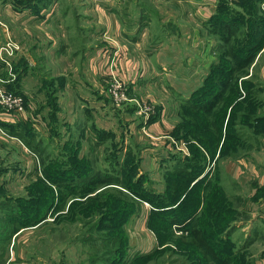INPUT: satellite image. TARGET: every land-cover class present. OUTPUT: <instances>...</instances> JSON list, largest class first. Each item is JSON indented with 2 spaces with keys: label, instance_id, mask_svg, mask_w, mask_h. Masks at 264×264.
I'll use <instances>...</instances> for the list:
<instances>
[{
  "label": "rangeland",
  "instance_id": "374dc122",
  "mask_svg": "<svg viewBox=\"0 0 264 264\" xmlns=\"http://www.w3.org/2000/svg\"><path fill=\"white\" fill-rule=\"evenodd\" d=\"M83 1L86 4L91 2V0ZM92 1L96 2V0ZM98 1L100 8L107 12L106 4L107 1L111 0ZM66 3H70V1L0 0V87L5 91L21 96L23 102V110L19 112L7 110L0 105V114H3L0 115V170L2 169L0 173V192L13 198L23 197L29 194L34 183L37 184V188L42 190V187H39V178H43V170L46 167H51L52 161L57 157L63 158L64 163L69 165L86 163L85 165L92 168L99 177L101 174L97 173V170L102 171L106 167L109 168V153L114 148V144L115 146L117 144L122 146L124 143L127 145L133 140V154L137 153L139 159H142L138 163V175L144 174L148 169L153 178L149 179V175L148 178H143V185L149 188V194L154 192V197L151 196L152 200H154L155 195L162 197L161 193L165 192V188H163L165 185H162V182H165V179H162L163 176L161 174L157 175L156 172L161 157L159 152L162 148L164 150L165 148L170 149L168 141L174 147L176 145L173 140L184 143L187 148L189 145L183 139L172 140V135L159 132L160 129L155 131L152 129L154 132H151L146 125L137 129L135 127L138 122L137 117L149 118L156 111V105L154 104L160 101L164 105L163 109L166 115V117L164 116L166 120L164 129L168 127L167 123L170 125L174 123V119L176 120L177 117H172L173 113L181 105L175 98L176 92L173 91V87L165 86L167 84L164 81L158 83L155 82L156 79L154 78H162L159 73H163L165 80L170 78L167 81L168 83L172 82L174 87L184 91L187 95L198 82L194 79L187 81L186 79L173 78L171 75L172 65L187 68L190 67L191 63L198 62L203 67L199 71V75H202L207 70L208 61L204 59L200 61L199 53H195V48L197 49L196 46H198L197 41L191 42L188 50L184 37L179 36L180 40L176 43L175 54L172 55V63H169L166 59L162 60V68L154 70L157 65L156 60L152 61L151 64L150 59L146 57L149 67L145 64L143 66L145 69L143 88L151 85L153 92H146L142 88L143 91L140 97H130L127 93V84L120 79L121 75H118L115 69L117 63L111 66L112 62L109 58L100 57L101 71L106 74L104 75V81L109 80L105 90L110 98L108 100L111 106H106L105 112L102 110L96 112L95 117L91 112L94 108L90 106V103L97 104L94 103V98L97 97L95 92H90L92 98L85 100L86 97L76 96V93L70 90L69 86L63 90H60L59 87L64 81L62 77L58 76L61 71H77L76 68L87 71V68L82 64L84 62L82 59H85V55H82V53L89 40L87 37H83V39L75 38V36H80L79 30L73 28L76 12L73 10L68 12L67 20H63V26H55L53 23H51V26H47L45 23L43 25L39 24L46 18L48 11H45V8H48L49 4L53 5V11L56 9V13L52 18L62 21L61 18H57V12L59 8L62 10ZM216 8L213 14L216 12ZM76 19L78 18L76 17ZM82 21L84 23L85 18H82ZM83 23L82 31L84 32L88 27ZM37 25L42 28L36 27ZM69 26L72 27L70 30ZM183 29L185 30V27ZM46 31L52 38L57 40L56 46L68 41L69 49L63 56L49 58L45 54L42 56L41 51L36 50L38 47L37 41L44 44L47 40H52L47 38ZM102 35L104 36L105 32H102ZM117 39L120 41L119 37ZM101 40L100 34V42ZM119 44L122 46V42ZM32 45L35 46V53H33L34 48ZM109 49L111 50V47ZM74 52H76V55H74ZM103 54L105 55V52ZM185 57L187 59L185 63H182V59ZM260 73L264 79V66ZM236 77L238 76L233 73L230 75L231 79ZM261 77L252 78V80H260L254 82L257 86L263 84L264 80ZM114 80L121 83L127 98L119 105H115L111 97V90L115 85ZM70 82H72L71 78ZM155 84L157 86H154ZM161 84H163V87L160 88ZM243 88L245 89L244 86ZM258 94L260 95L261 91ZM107 96L105 97L107 98ZM126 105L131 106L129 108L132 112L130 111L129 115L124 114V111H122L127 107ZM144 106H149L150 110L153 111H147L144 114ZM43 108H45L44 111ZM89 112L95 120L97 119V124L77 126L76 123L85 121L80 119H86ZM62 117L69 121L76 120L75 124L70 126L66 123L64 131ZM22 124H28L33 133L28 129H23ZM60 128L64 131L61 137L59 134ZM96 129L108 132L111 137L104 140L96 132ZM11 130L14 133H11ZM129 131L132 133L130 134ZM248 131L250 132V129ZM156 132L161 134L157 135ZM248 134L250 138V133ZM75 138L79 140H74ZM249 138L243 141L244 146L240 151L241 156H245V153L250 150ZM27 140L30 141V146L26 144L25 141ZM37 142L38 145L35 147L34 144ZM137 145H139V151ZM36 148H38V151L35 150ZM147 152H151V155H147ZM125 157L129 160L132 159L128 157V154H125ZM209 157L211 158V156ZM152 160L155 167L151 169L149 166ZM122 161L121 157L115 168L122 167L124 163ZM212 161H215L211 174L213 182L215 176L220 174L221 164L232 160L224 157V155L222 156V154L220 156L214 154ZM32 163L37 166V169L32 167ZM115 174L118 178H122L123 181L127 182L138 179L135 175L134 177H127L126 171L123 170ZM112 186L102 183L96 186L97 190L95 189L94 192L87 194L86 191H79L77 196H68L64 207L56 210L52 209L51 220L48 221L47 226L25 237L26 241L23 243L22 248L30 246V253L44 258L47 264H121L122 262L124 264H215L211 255L205 254V250L196 245L192 234L194 227L191 230L187 228L184 231L177 230V228L174 230L173 227L176 225H173L171 229L164 228L166 224L157 219L158 216L149 203L132 202L131 196L126 193L125 188L116 186L120 188L117 189ZM98 193L101 195L99 207L98 197L97 199L95 197ZM211 194V190L210 193L205 195H202L200 190L191 193L194 199L198 198L201 206L200 214L196 217L194 226L200 228L202 233L210 238L209 240L218 238L220 240L222 238V240L231 241L233 244L243 241L248 242L249 236L245 237L244 232L237 233L239 228L233 229L236 220L247 217L248 213L246 214L241 208L244 198L238 195L230 196L232 199L228 198L226 200V197L222 199L219 195L212 197ZM92 197L94 199L90 200L89 198ZM75 199L81 200L82 203L72 204L71 202ZM225 200L228 201L227 204L231 207L230 209L224 206ZM84 203L90 204L87 211H81ZM70 204L74 205L73 209L75 211H70ZM29 207L33 209L31 206ZM110 211L115 214L114 219L110 221L108 217L104 218L99 225L92 227L96 224L94 221L101 214ZM166 215H169V211H165L162 216L165 217ZM107 223L114 224V227L110 229L105 225ZM29 236L31 237L28 239ZM129 236H131L130 245ZM236 236L239 237L238 241H234ZM233 248L235 250L236 247ZM254 248L264 253V233L255 240ZM146 250L147 252H145ZM252 250L256 255V251ZM252 250L236 253L232 257L235 260L234 264H237V262L241 264L243 260L244 262L250 260L254 264V258L250 255ZM1 256L0 253V259Z\"/></svg>",
  "mask_w": 264,
  "mask_h": 264
},
{
  "label": "crops",
  "instance_id": "0c3cea01",
  "mask_svg": "<svg viewBox=\"0 0 264 264\" xmlns=\"http://www.w3.org/2000/svg\"><path fill=\"white\" fill-rule=\"evenodd\" d=\"M69 1L70 3H66L63 8L61 7L62 10H60V8L58 9L57 18H61L62 21L52 18V16L56 13V9L53 11V5L49 4L48 8H45V11H48L46 18L43 19L39 24L43 25L45 23V25L47 24V26H51V23H53L55 26H63V20H67L68 12H71L72 10L76 12L74 17L75 20L73 21V28L79 30L80 36H75V38L83 39V37H87L89 40V43L85 46L86 49L84 47V52L82 53V55H85V59H82L84 60L82 64H84V67L87 68V71H81L78 70V68H76L77 71H61L58 76L62 77L64 81L61 85H59V87L60 90H63L65 88L67 89L69 86L70 90H73L76 93V96L78 95L80 97H86L84 98L85 100L87 98H92L90 92H95L97 97L94 98V103L97 104L90 103V106L94 108L91 112L95 117L96 112L100 110L105 112L106 106H111L109 101L110 98L107 96V92L105 90L106 84L109 80L104 81V75L106 74L102 73L101 71L102 64L100 65L99 59L100 57L109 58L111 50L114 51L116 49V45L119 52L116 56L117 65L115 69L118 72L117 74L121 75L120 79L127 84L128 95L130 97H140V95H142L143 89L146 92H153L151 85L144 86L143 88V84L145 83V69L143 66L145 64V66L149 67L146 62V57L150 59L151 64L152 61L156 60L157 65L154 67V70H158L159 68H162V60L166 59L169 63H172V55L175 54V49L177 46L176 43H178L180 40L179 36L184 37V41L187 44L188 50L191 42L197 41L198 46H196L197 49L195 48V53L198 52L201 56V58L199 56L200 61H202V59L208 61L207 70H205L202 75H199V71L203 67L200 66L198 62L191 63L190 67L187 68L180 65H172L171 68V75L173 78L186 79L187 81L194 79L198 82V84L189 93H187V95L184 93V91H180L174 87L172 82L168 83L167 81L170 78L165 80L163 73H159L162 78H154L156 79L155 82L161 83L164 81L167 84L165 86L173 87V91L176 92L175 98L178 100L179 105L186 101L195 90L203 85V82L208 76L212 66L218 62L219 54L222 52V49L220 48L222 46V41L211 33L210 27L208 25V20L210 19L211 15H213V12L218 4V0H111L112 2L107 1V12H104V10L100 8L101 6L99 5L98 0H96V2L91 0V2L87 4L84 3L83 0ZM227 1L229 4H233L234 6H237L238 4L240 7V5L245 4V1L248 0ZM258 1V6L260 8L258 11L262 12L264 11V0ZM242 8L245 9L246 7ZM76 17L78 19H76ZM82 18H85L84 23ZM82 23L88 27L84 32L82 31ZM36 27L42 28L39 25ZM183 27H185V30ZM71 28L72 27H70L69 30ZM102 32H105L104 36L102 35ZM45 34L48 39L52 40H47L44 44L37 41L36 43L38 44V47L36 50L41 51L40 53L42 56L45 54L49 58L63 56L69 49L68 41L67 43L56 46L57 40L52 38L47 31ZM100 34L102 37L101 42ZM118 37L122 42V46L119 44L121 42L117 39ZM102 42H104V44H102ZM32 46L34 48L33 53H35V46ZM110 47L111 50L109 49ZM104 52L105 55L103 54ZM74 55H76V52H74ZM186 59L187 57L182 59V63H185ZM33 64H35V62H33ZM263 66L264 37L262 39V45L254 51L251 61L245 68L247 72L237 77L238 84L241 85V83L245 80L252 83L256 82L258 79L252 80V78L261 77L260 72ZM70 78L72 82H70ZM262 80L264 79L262 78ZM154 86L157 85L155 84ZM161 87H163V84H161L160 88ZM256 87L257 93L261 91V94H258L262 98L261 102L259 103V106H261L263 111L261 112L262 115H260L261 118L257 117L251 122L249 127L239 129L240 133H244L242 137L243 139L247 140L249 138L248 133H250V150L249 152L245 153V156H241L240 154L241 157L237 156L235 160L231 159L232 161H226L225 163H222L219 179L222 189L225 193L231 197L241 195V197L244 198V203H242L241 208L246 214L248 213L250 215L249 216L247 214V217L241 219L239 218L234 223L235 227L233 229L239 228L237 233L244 232L245 237L249 236L247 239L248 242L243 241L241 243L238 242V244H233V247H236L235 251L244 252L254 249V251H256V255L254 254L255 252H253V250L250 252L251 257L254 258V264H264V253L259 252L254 248L255 240L260 238L264 233V81L263 84H258ZM83 92L86 93L82 94ZM241 93L244 95L246 94L244 88H241ZM243 94H241L240 99L244 97ZM105 96H107V98ZM235 102L236 100L227 107L224 126L226 125L229 111L235 105ZM154 105H156V110L157 108H160L157 119L149 122L148 118L138 116V122L135 127L139 129V127L146 125L148 130L150 129L151 132L160 129L161 131L159 132L172 135L171 131L174 125L179 121V108L175 110V113H173L174 115L172 116H176L177 119H174V123L171 125L167 123L168 127L164 129V123L166 122L164 119V116L166 117L163 109L164 105L160 103V101ZM129 107L131 106L128 105L122 110L124 111V114L129 115V112L131 111ZM96 109L99 110L96 111ZM44 110L45 108H43V111ZM88 114L89 115L86 117V119H80L85 120L84 122L76 123L77 126L81 124H97V119L95 120L94 116L90 112ZM61 120L63 123L62 125L64 126V131L66 123L71 126V124L74 125V122L76 121H69L63 117ZM152 129L154 131H152ZM249 129L250 132L248 131ZM64 131L60 128V137ZM129 132L130 134L132 133L131 131ZM159 132H156L155 134H161ZM77 139L78 138H75L74 140ZM171 139L176 138L172 135ZM76 143H78V141H76ZM168 145L170 146L169 150L166 148L164 150L162 148L159 152L161 157L159 158V167L156 171L157 175L161 174V176L164 177H162V179H165V182L167 178L165 177V172L179 167L180 160L177 159L176 156H179L182 159L190 156V150H188L189 155L184 156L181 151L177 150V148L171 145L169 141ZM122 146V151L125 152V149H127L126 143L122 144ZM218 153V151L215 152V154ZM147 155L150 156L151 152H147ZM139 160L141 162L142 159ZM214 164L215 161L208 160V162L204 164L201 172L195 173L193 170L192 174L189 173L187 180V191H184L171 206V211L173 214H177V219L187 216V224L189 226L190 224H193L192 222L194 220H196V217L200 214L201 209L198 198L194 199L193 196H191V193L195 192L196 190H200L202 195H205L206 192H208V185L213 180V176L211 178V174L212 170L214 169ZM32 167L37 169V166H35L33 163ZM149 167L151 169L155 167L153 160L152 163L150 161ZM144 174L146 175V178H148L149 175V179H153L148 169L144 172ZM172 178H174V175ZM165 182H162V185H165ZM147 203L148 202H146V204ZM149 205L152 209H155V207H153L151 204ZM194 209L196 210L192 213V210ZM0 217L4 218L1 208ZM50 220L51 210H49L47 213L46 218L37 224L20 228L14 232L11 239L6 244L0 245V248L5 245V253L3 255V260L0 261V264H47L44 258L30 253V246L22 248V245L25 243V237L28 234L35 233L36 231L47 226L48 221ZM195 223L196 222H194V224ZM178 226L179 225L174 226L173 229L176 230ZM237 236L234 241L239 240V237L237 238ZM30 237L31 236H29L28 239ZM130 237L131 236H129V245L131 243ZM145 252H147V250Z\"/></svg>",
  "mask_w": 264,
  "mask_h": 264
},
{
  "label": "trees",
  "instance_id": "16d2710c",
  "mask_svg": "<svg viewBox=\"0 0 264 264\" xmlns=\"http://www.w3.org/2000/svg\"><path fill=\"white\" fill-rule=\"evenodd\" d=\"M258 2V0H248L239 7L238 4L234 6L229 4L227 0H220L216 12L208 20L211 33L222 41L220 47L222 52L219 54L218 62L212 66L203 85L195 90L179 107V121L174 125L171 134L176 139H183L188 143L190 156L185 159L176 156L180 160L179 167L165 172L167 178L165 192L161 193L162 197L155 195L154 200H152L154 192H150V195L148 193L149 188L143 185V178H146V175H138L140 160L137 153L133 154V140L127 144L125 152L122 151V146H118V144L115 146L114 144V148L109 153V168L106 167L102 171L97 170L96 172L101 174L99 177L92 168L85 165L86 163L69 165L64 163L63 158L57 157L52 161L51 167H46L43 170V178H39V187H42V190L37 188V184L34 183L29 194L23 197L13 198L0 192V208L4 216V218L0 217V245L6 244L18 229L33 226L42 221L46 218L49 210L52 212V209L64 207L68 196H77L79 191H86L87 194L94 192L96 186L106 183L113 185V188L120 189L116 186L125 188L126 193L131 196L129 197L132 202L146 201L155 207L152 210L157 214V219L166 224L164 228L171 229L173 225H179L177 229L184 231L194 227L192 234L196 245L202 247L205 254H210L215 264H234L235 260L232 257L238 251L234 250L231 241L222 240V238L209 240L210 238L204 235L200 228L194 226L195 220L189 226L187 216L177 219V214H173L171 206L184 191H187L188 174H192L193 170L195 173L201 172L204 164L208 162L209 156H211L209 161L213 159L216 151L219 152L218 156L222 154L226 158L235 159L240 156L239 152L244 146L243 141L245 139L242 138L244 133H240L239 129L249 127L257 117L261 118L260 115L263 111L259 103L262 98L257 93V84L247 80L243 81L242 85L246 89V94L240 99L243 86L238 84L237 77L230 78L232 73L240 76L247 72L245 68L251 61L254 51L262 45L264 11H258V9L260 10ZM242 7L246 8L243 9ZM235 100V105L230 109L224 126L227 107ZM159 109L149 116V122L157 119ZM22 128L33 133L28 124H22ZM10 132L14 133L13 130ZM96 132L104 140L111 137L104 130L96 129ZM25 142L30 146V141ZM34 145L37 147L38 142ZM137 146L139 151V145ZM35 150L38 151V148ZM134 151L136 150L134 149ZM125 154H128V157L133 160L126 158ZM121 157L124 161L123 166L115 168ZM120 170L126 171L127 177H134L135 175L138 179L130 182L123 181L124 179L118 178L115 174ZM173 175L174 178H172ZM219 176L220 174L216 175L214 181L209 183L206 194L210 193L211 190L212 197L219 195L222 199L225 197L226 200L232 199L222 189ZM100 196L99 193L95 196L96 199L98 197V207ZM89 199L93 200L94 198ZM226 200L224 206L230 209L231 207ZM71 203L75 205L82 202L75 199ZM72 204H70V211H75ZM88 207L90 204H82L81 211H87ZM195 210H192V213ZM165 211H169V215L164 217L162 215ZM107 217L111 221L115 218V214L111 211L101 214L94 221L96 224L92 227H96L101 220ZM105 225L110 229L114 227V224L107 223ZM0 253L2 255L0 261H2L5 245L0 248ZM241 264L253 263L250 260L249 262L243 260Z\"/></svg>",
  "mask_w": 264,
  "mask_h": 264
},
{
  "label": "built area",
  "instance_id": "2783aa9c",
  "mask_svg": "<svg viewBox=\"0 0 264 264\" xmlns=\"http://www.w3.org/2000/svg\"><path fill=\"white\" fill-rule=\"evenodd\" d=\"M115 46V44H114ZM118 54V47L116 45V49L114 51L111 50L109 54V59L112 62L110 65L113 66L116 63V56ZM115 85L112 88V99L115 103V105L121 104L123 101L127 100L124 90L122 88L121 83H119L117 80H114ZM0 105L4 107L7 110H13L16 112L23 110V102L22 97L16 94H13L12 92L5 91L0 87ZM151 108L149 106H144V111L146 112H152L153 110H150ZM152 114V113H150ZM173 140V139H172ZM173 143L176 145L177 150L181 151L183 155H189L188 148L184 145V143H178L173 140Z\"/></svg>",
  "mask_w": 264,
  "mask_h": 264
}]
</instances>
